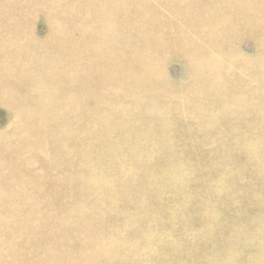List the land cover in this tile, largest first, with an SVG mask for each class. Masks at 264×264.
<instances>
[{
    "label": "rangeland",
    "instance_id": "rangeland-1",
    "mask_svg": "<svg viewBox=\"0 0 264 264\" xmlns=\"http://www.w3.org/2000/svg\"><path fill=\"white\" fill-rule=\"evenodd\" d=\"M140 1L141 0H135L136 11L138 7L140 6ZM240 1L243 7H247V5H249L251 8H254L259 3H262L264 5V0H240ZM16 2H18V5L20 4L18 7H16V9H18L20 12L25 13V16L27 18V28L29 30H32L35 35L39 37L44 36L47 32V29L50 27V25L54 26L53 22L49 21V19L46 17L43 11L36 10V8L34 7L33 0H0V11H3L6 16L12 14L13 10L15 9L14 4ZM143 2H145V0H142V3ZM132 6L133 5L131 4L130 7ZM173 8L179 12L183 11V8L179 4H176L175 6H173ZM203 15L205 16V18H209L210 12H205L203 13ZM73 17L74 16L71 12H68L66 14L60 13L58 19L62 21L64 25L69 26L72 23L71 19ZM11 18H13V16H11ZM207 29L208 28H206L204 32H206ZM228 31H230L229 39L231 40L224 42L223 45L215 46V47H202L201 50H191L189 53L190 57L187 58L186 62H182L178 59L170 60L167 62V64L165 65V69H164L166 76H162L159 78H162L165 82L171 84V90L176 95L175 100L173 101L170 100V94L165 86H161L157 88V80H156L157 78H151L150 74L145 75L147 73L145 70L141 71L140 73L142 74L140 75L136 73H132L131 71H134V70H130L127 66H125L126 64L123 63L124 60L126 62H130V61H127L128 54H126L129 52L124 50L122 55L119 57L121 61L118 62V65L122 69V71H125L126 77L131 80V83H130L131 89H128L126 87L119 88L118 83H115L113 87L114 91H112L111 85L109 86L108 90L110 91H108V94L110 93V95H108L107 98L105 97L101 98L103 97L102 96L103 94L100 96V93L96 94L93 97L91 96V93L89 90L90 97H87V99L91 98L96 103V106H93V103H89V107H88L90 111L89 112L90 118L91 119L93 118V119L92 120L89 119V115L85 113H82L83 114L82 117H84V119L86 116L88 117L89 120L87 119L88 120L87 126L89 127V131L93 130L94 132H92L90 136L88 135L87 137L88 140L85 138L86 139L85 142L88 141L87 145L83 140H81V142L79 143L78 153L73 148L72 149L70 148L71 154H69L70 156L68 155L70 158L68 156L63 157L62 155L59 154V150L61 149V147L63 148L64 146L62 145L63 144L62 142L68 141L67 138H65L66 141L62 140L63 138L61 139V141H59L58 146L61 145L59 147L60 149L57 147L56 149H53L50 151L49 149L45 147L48 141L46 137L44 136V134L40 132H38L37 134V131L34 130L36 127L42 129L43 126L45 125L47 128L46 131L48 129H49L48 131H51L53 128H55L60 123L61 119H65L67 117V112H65L63 116H58V114H54L52 116L43 117L44 114H51L47 110V107H48L47 104L57 100L58 95H57V91H55L59 84V82L57 81V78H54L53 76H45L43 73L38 74L36 73V71L28 73L29 75L25 76V72L29 70L27 71L20 70L21 67L24 68L26 65L27 67H30V68L42 69L43 72H45L43 62H39V61H33L32 63H29L30 61H22L15 65L10 66L7 71L0 70V79H2L3 81H6L5 82L6 85H3L0 87V89L2 87H6V89L3 90V92H6L5 97H8L9 99H12L13 97L16 100H20L23 98H26V100L27 99L32 100L30 103L25 102L23 104L17 105L16 107H5V105L3 106L0 103V150L2 152H7L8 150H14L15 148L21 149L24 146H27L29 147V149H24V151H22L21 154L20 153L18 154L19 156L15 154L14 159L16 158L15 156L22 158L23 156L28 157V155H30L29 157H31V164L36 163V167L33 172L36 177H29L27 176L26 173L23 172V173H20L16 179L13 178V181H10V182L9 180H11V178L7 177L6 180L8 179V183L6 185L0 184V193H1L0 194L1 196L0 197L1 199L0 218L2 216V218L4 219L3 221H1L0 219V227H2L0 228V260L9 261L10 259V261L12 260V261H15L16 263L29 264L28 262L30 258L32 257L31 254L33 253L46 252L45 251L46 248L47 250L49 249L47 252H52V250L55 251V249H57L59 243L62 244V247L63 246L67 247L71 245V242L73 243L74 239H75V243H77L78 240L85 238L86 237V234H84L85 232L79 228L77 229L72 228V226H74L75 224L74 220L72 219H71L72 221L69 220L70 219L69 216L67 218L68 212L66 211H69L67 209H70L71 211V208L75 207L76 209L81 208V211L83 213L85 212L86 215L89 213L88 214L89 216L91 215L92 210L95 211V213L92 211L93 216L91 215L90 218L93 219L95 215L96 219L94 218V220L98 221L99 216L100 218L102 217L101 220L99 218L100 227L104 225L105 227H109V225L111 227L112 225L115 224L117 220L119 226H121L122 228L121 227H120L121 229L118 228L116 230L117 232L112 230L109 237H114L117 234L119 235V233L120 235H122V234H125V232L126 234H129V236L131 235L130 233H132V236H133V233H135L136 230L138 231L143 230L141 231V235H139L141 236V238L138 236L140 232L138 234L136 232L133 237L131 236L132 238H124L125 241L132 242L140 246L139 247L141 248L140 256L142 257L140 264H181V263L182 264H196V262L197 264H218V263L219 264H264V225H263L264 224V189L262 188L264 186V185L262 186L264 178L260 177V175L262 176L264 175V161H263L264 155L262 158V154H261V153L264 154V150H262L264 149L263 147L264 145H262L264 142V125H263L264 119H262L264 118V115H260V116L257 115V113L260 114V112H262L261 114H264V109L262 108V106L264 107V102H263L264 101L263 100L264 82L262 83L261 79H259L260 78L259 76L258 77L252 76L250 72L248 71L241 73L239 76L233 73V72H236V70H238V66H239L237 58H236V56L238 57L237 52H240V58L247 57L253 60L264 58V35L255 29H251V30L241 29L238 32H234L231 30H228ZM86 32L88 33V30H86ZM72 35H74L73 32H72ZM120 36H125V33H120ZM137 38H140V37H137ZM74 41H75V38H74ZM193 42L195 44L197 43V45L204 44L202 40L198 41L194 38H193ZM128 47L129 46H127L126 48ZM37 49H40V48H37ZM212 51H217V52L223 51V53L226 55V56L225 55L221 56L223 60L219 61V65L220 66H230L231 73L229 74L230 78H228L226 81L223 82V86L226 87L227 90H233L231 92L237 91L236 93H238L239 97L243 98L242 99L243 102L242 101L235 102L233 96L228 98L226 96H222V94L218 95L215 93L212 95H209L208 97H198L197 96L198 94L205 95V93H202L205 91V89H202V88L203 86H205L206 79H205V75L195 68L196 61L194 62V60H199V58H202L201 57L202 54L210 53ZM15 60L21 61L18 59H15ZM12 73H17V74L20 73L17 76V80L15 82H13L11 79ZM83 73L86 74L87 73L86 70ZM136 76L140 80L136 78ZM143 76L145 78H143ZM235 78H238L237 82L235 81ZM47 80H49L50 83ZM135 81L140 82V83L135 84L136 83ZM13 83L17 84V86L15 87H17L18 91L13 92ZM23 84L24 85L28 84L26 87V90H22ZM140 84H142L141 87H140ZM247 85H249V87ZM46 86H50L49 92H48L49 94L45 92V90L47 89ZM123 89L126 90L125 92H129V90H132L131 92H129L131 96L129 97L127 93H124L125 96L122 95L123 93L121 94V92ZM145 91H147L146 94L143 93ZM52 92H53V95H52ZM117 92L119 93L118 94L119 98L123 100V102L119 98H117L118 96H115L117 95L116 94ZM133 92L135 94L137 92V95L136 96L134 94L132 95L131 93ZM138 93L141 95V98ZM163 93L164 95L162 97ZM45 94L47 95L45 96ZM253 94L256 97L253 96ZM258 95L259 96L263 95V96L259 97ZM145 96H147V98L144 99L143 97ZM148 96L152 98L149 99ZM157 96H159L160 99L159 97L157 98ZM111 98H112L111 100L112 102L110 101ZM129 98L130 99L132 98L133 103H134L133 99H135V104H133L132 101H128V103L126 102L127 104L125 103L126 105L124 104V106H122V104L125 101H127ZM253 98L254 100H252ZM95 99H97L98 101ZM101 99L103 100L105 99L106 101L104 100L105 101L104 102ZM113 99L114 100L118 99L120 100V102L117 101L113 103L114 101ZM245 99L247 101L249 100L248 103L246 102ZM99 100L103 103L102 105L107 108L103 107L101 103H99L100 102ZM145 100H147L149 104ZM155 100H157V102ZM136 101H137V104L140 103L141 105L137 106ZM150 101L154 104V106L152 103H150ZM244 101H245V105H244ZM44 102L46 105H44ZM129 102H131L133 106H131L132 104ZM141 102H143L144 104ZM166 102L167 103L169 102V103L167 104ZM185 102H188V103L184 107L182 106V104ZM145 103L147 104L145 105ZM173 103H174L173 107L175 108H173L171 105ZM97 104H99V106ZM159 104L163 108L161 109L162 111H160L159 109L161 107H158ZM233 104H235V106ZM250 104L252 105L255 104V105L253 107ZM163 105H166V106L164 107ZM258 105L259 107L261 106L260 110H258L259 109ZM97 106L99 107V109ZM110 106H111V109H110ZM236 106H237V109H236ZM178 107H182L185 110L189 111L188 116H186V118L185 116H183V113L180 111L184 109H181ZM243 107H246V108H243ZM172 108L174 109V111L171 110ZM109 109L111 113L108 114L106 110H109ZM140 110L143 116L140 114ZM167 110L168 112L166 115L165 112ZM244 110L246 112H244ZM232 111L233 112L238 111V113L234 112L232 115L231 114ZM96 112H98L97 116H96ZM137 112L139 115L136 114ZM162 112L164 113V115L163 114L156 115ZM91 114L93 117L91 116ZM120 114L121 115L123 114V115L121 116ZM169 114H171V116H168ZM235 114L237 115L239 114L240 116L238 117ZM244 114H246L247 116H245ZM101 115L102 117L104 115V118H102ZM150 115L151 116L156 115L157 117L154 116V119L149 118ZM178 115H180L181 119L180 117H178ZM111 116H113L114 118L118 116L117 117L118 120L116 118L115 119L118 122L120 119L121 120L120 123L121 122L122 123L119 124L112 117L113 121L116 122V125H115V122L112 123L113 121L112 119H110ZM141 116H142V120H141ZM164 116L165 118H163L162 120L161 117H164ZM121 117L124 118L126 121L125 120L122 121ZM171 118H173L172 123L170 121L165 120V119H171ZM216 118L218 120L214 121L216 120ZM129 119H131V121ZM133 119H135L136 121ZM259 119H260V122H262V124L259 122ZM174 121H176V123H173ZM249 122H250V125H249ZM110 123L112 124L110 125ZM205 123L211 129L210 128L202 129ZM131 124H133L132 125L133 128H131ZM256 124L259 126H257ZM102 125H104V127ZM245 126L247 128H245ZM125 127L126 128L129 127V128L126 129ZM259 127H261L262 129ZM102 128H105V129H102ZM191 128L193 130H191ZM116 129L118 130L116 131ZM141 129L145 131V135L133 138L132 145H127V146L119 145V147L116 148V145L118 144L111 143L109 141V144H111L109 145L107 142V138H108L107 136L113 135V137H120V136L124 137L125 134H129L130 136H133L137 134L138 130H141ZM259 129L261 130L262 133L260 132ZM102 130H103V134H102ZM120 130L122 131L119 132ZM156 130H157V133H164L166 135L163 139L159 140V142H155V139H154V134ZM205 131H208V132L206 133ZM252 131L254 132L252 133ZM245 133L247 136H245ZM248 136L251 138H249ZM93 137L95 140L93 139ZM102 137H105V139ZM243 139H244V142L247 141V143H244ZM251 139H254V141H257L258 143L254 144V141L252 143ZM97 140L98 142L95 143V141ZM82 141L85 143V145L83 144ZM99 141L100 143L103 144V146H100L102 144H100ZM217 143H220V144H217ZM251 143L253 144V146L256 145L260 147L259 153H256V150H255L257 149L258 151V147L256 148L255 146L254 147L251 146L252 145ZM41 144H43V147L39 148ZM216 144L218 148L216 147ZM94 145L96 146L98 145V146L96 147ZM211 146H212V150H215L214 151L215 155H218L221 153L220 155L217 156L218 158L214 155L213 151H211L210 149ZM219 146L221 149H219ZM35 148H36L35 151L29 152V151L34 150ZM81 148H85V149H81ZM96 148L100 149L101 151L99 150L100 152L98 153ZM115 149L117 152H114ZM84 150L86 151V153L84 152ZM203 150H204V154L202 152ZM206 150L207 151L210 150L213 156L210 155L211 153L209 154L210 151L207 152ZM74 151H75V154H74ZM89 151L91 152V154ZM102 151L105 153H103ZM216 151H218V153ZM72 152L74 155H76L77 153V156L72 155ZM225 152H227V154ZM81 153H83V156L84 155L87 156V165H84V164L82 165L81 163V166H80L78 164L82 162L81 161L82 157L80 158ZM100 154H103V155L106 154L111 157L109 156L100 157V156H103ZM97 155H98V158L100 157L101 159L96 158ZM90 156H92L93 159L90 158ZM33 157H36L38 159L40 158L44 161H40L38 159L35 161ZM71 157H73L75 160L72 159ZM78 158H80V160ZM248 158H249V162L247 163ZM254 158L255 159L259 158V160L258 159L255 160ZM88 159L89 160L92 159V162L91 160L88 161ZM105 159H107L108 161H106ZM94 162H95V165H94ZM8 165L12 167L13 163L11 160L8 162ZM25 165L23 163L21 167H25ZM70 165L72 166V170H71V167H69ZM76 165L78 167H76ZM88 165L90 166V168H87ZM92 165L94 166L92 167ZM219 165L220 167L219 169H217ZM84 166H85V169H84ZM96 167H98L99 169L97 170ZM67 168H70V169L67 170ZM80 168L84 170V172L85 171L86 172L82 173V170H80ZM88 169L89 171H87ZM21 170L23 169H19L18 171H21ZM61 170H64V172ZM219 170H222V171H219ZM77 172L78 173L80 172V174L82 173L84 175L80 176ZM211 174H214V175H211ZM249 175L252 178H250ZM40 176H41V180H40ZM69 176L70 177L73 176L72 178L74 179H76L78 176V178H81L84 181H86V178H89L90 176H92L93 178L90 177L88 179V183L92 179L96 180L95 181L96 185H99L101 181H106L110 186L118 185L117 188L120 187L119 188L120 190L123 187L122 193H124V190L125 192L127 190L128 194L124 193V198H122L123 196L119 194L120 197L111 199V201L114 204L113 203L109 204L110 207L106 206V211L104 210L105 209L104 205H102L101 207H96L94 205L93 207L94 209L90 211L87 210L86 212V208L83 205L85 201L88 200V198L90 197L87 193H85L86 186L81 183L80 185L79 183L75 185L73 184L70 185V183L68 182L70 180L68 179L70 178ZM259 178H262V179H259ZM59 180L61 183L57 182ZM137 180H138V183H137ZM32 181H37L38 188L36 190H30V192H28L29 191L28 183ZM246 183H248L247 184L248 186L247 185L245 186ZM19 184H22L20 185L21 187L19 186ZM68 184L71 187L68 186ZM255 184L256 186L258 185L259 186L254 187L253 185ZM19 187H20V190H22V192L20 190L18 191ZM23 187L26 190H23ZM81 187H83L84 189H82ZM251 187L253 188V191L250 190ZM79 188L82 190H79ZM261 188L262 190H260ZM255 189L257 190V192ZM14 190L16 192L18 191L17 193H19V194H16L15 196L16 198L13 197L15 195L14 193H16ZM74 190H77L79 193L81 191V193L83 192L87 196L86 195L84 196L83 193H82L83 196L77 193L78 198L76 196V199H74L75 201L77 200L76 201L77 204L72 203L73 198L72 197L70 198V196L73 194ZM24 191L25 193L28 192L26 193V195L28 194L27 196L25 195V193L23 194ZM36 191H38L39 193ZM259 192H261L262 194L260 193L261 195H258ZM35 194H36V197H35ZM125 194H126V198H125ZM130 194H131V197H130ZM8 195L12 197L11 200L8 199ZM18 195L19 197L22 195L21 196L22 198L21 197L19 198ZM30 196H32V199L30 198ZM80 196L85 198V200L83 198L82 200ZM24 197L25 199L26 197L31 199L30 200L31 202H29V199H28L29 204L26 203L27 200H25ZM117 198H120V199H117ZM127 198L128 199L130 198V202H129L130 204L126 203L129 201ZM114 199H116L117 202H115L116 200L114 201ZM32 200H34V203ZM78 200L80 201V203H78L79 202ZM70 201H71V204H70ZM119 201L122 205L117 206L118 204H120ZM9 203L12 206L7 207L6 205H9ZM22 203H25V204H22ZM32 203L35 204V207ZM36 203L37 204L40 203V205L38 204V206L36 207ZM17 204L18 206H16ZM72 204L75 206H73ZM21 205H23V207ZM31 206L34 208H31ZM78 206L79 207L81 206V207L79 208ZM112 206L114 208H112ZM5 207H7L8 209ZM12 207L14 208V211L16 210L14 213H13ZM15 207H17L19 214L22 218L18 216L19 214L16 215L18 211ZM115 207L117 210L115 209ZM119 207H122L123 210ZM43 208H45L46 210ZM100 208H102L103 216L100 214V212L102 211L99 212L98 210ZM107 209L110 212H108ZM119 209H121L122 212H120ZM31 211H33V213H31ZM115 211L117 212L119 211V212L117 213ZM30 213L33 215H31ZM29 214H30V217H29ZM96 214H99V215L97 216ZM82 215L80 216V213L79 215L75 214V216L77 217L85 216V215L83 216ZM109 215L111 217H109ZM9 216H11L12 218ZM15 216L17 217V219ZM122 216L125 218L120 219V217ZM18 217L20 219H18ZM5 218L7 220L9 218L8 221L10 222L8 223V221ZM21 219H25V220H21ZM66 219H68L69 221ZM18 220H21V221L18 222ZM58 220L60 222L62 221L63 222L60 224ZM65 220L68 222H64ZM214 221L216 223L215 226L213 225ZM220 221L223 223V225L225 224L224 227L222 226ZM70 222L71 224H69ZM164 222L166 223L167 227ZM2 223L4 226L2 225ZM158 223H160L161 226L165 225L164 227L165 229L163 228V226L161 227ZM59 224L62 227L59 226ZM5 226H7V228ZM156 226H158L160 230ZM123 227L125 230L123 229ZM129 227L131 228V230ZM152 227H153V230H152ZM4 228H6V231H4L5 230ZM26 228L28 229L27 231H26ZM82 231L84 233H82ZM144 231L147 232V234H145ZM155 231H158V232H155ZM161 231H162V234H161ZM46 232L48 234H46ZM50 233H52L51 234L52 236L50 235ZM157 234L158 235L160 234V236H157ZM142 235H144L145 238ZM153 235L154 236L156 235L155 238ZM135 236H138V238H140L142 241L140 239L138 240L137 237L135 238ZM162 237H164V239ZM60 238L63 242L60 240ZM8 239H11L10 244H9ZM46 239L48 240V242H46L47 241ZM3 242L4 243L7 242L5 243L6 245ZM54 242L56 243L54 244ZM23 243H25V246ZM13 244L14 245L16 244V245L14 246ZM47 245H52L53 248ZM39 246H42L41 248H43L42 249L43 252H41L42 250H40ZM9 249H12V250H9ZM217 249H218L217 251L218 254L216 253ZM175 253L176 254L178 253V254L175 255ZM2 256H3V259H2ZM174 257L177 259H175ZM180 259L183 261H181ZM22 260L24 261V263L22 262ZM199 261H202L203 263L202 262L199 263Z\"/></svg>",
    "mask_w": 264,
    "mask_h": 264
},
{
    "label": "bare ground",
    "instance_id": "bare-ground-1",
    "mask_svg": "<svg viewBox=\"0 0 264 264\" xmlns=\"http://www.w3.org/2000/svg\"><path fill=\"white\" fill-rule=\"evenodd\" d=\"M33 2H34V7L36 8V10L43 11L45 13L46 17L49 19V21L53 22L54 26L50 25V27L47 29L46 34L44 36H40L39 37V36L35 35L32 30H29L27 28V18L25 16V13L20 12L18 9H16V7H18L20 5V4L18 5V2H16L14 4V8L15 9L13 10L12 14L6 16L3 11H0V70L7 71L10 66L15 65V64H17L19 62H22V61H30L29 63H32L33 61H39V62H43L44 71L45 72H43L42 69L30 68V67H27L26 65H25L24 68L21 67L20 70H23V71L29 70V71L25 72V76L29 75L28 73L36 71V73H38V74H42L43 73L45 76H53L54 78H57V81L59 82V84H58V86H57V88L55 90V91H57V95H58L57 100L47 104L48 105L47 110L51 114H44L43 117L52 116L54 114H58V116H63L65 112H67V117L65 119H61L60 123L55 128H53L51 131H48L49 129L46 131L47 128H46L45 125L43 126L42 129L36 127L34 130L37 131V134H38V132L44 134V136L46 137V139L48 141L47 145L45 147L47 149H49L50 151L53 150V149H56L57 147L59 148L61 146V145L58 146L59 145V141H61L62 138H63L62 140L66 141L65 138H67L68 141H66V142L63 141L62 142L63 143L62 145H64L63 148L62 147H61V149L59 148L60 149L59 150V154L62 155L63 157H66L69 154H71L70 148L71 149L73 148L78 153V151H79L78 150L79 143L81 142V140H83L85 142V140L87 139L88 135L90 136V134L92 132H94L93 130L89 131V127L87 126V121L89 119H91L90 115H89L90 111H89V108H88L89 107V103H93V106H96V103L94 102L93 99H91V98L87 99V97H90L89 90H90L91 96H93V97L96 94L100 93V96L103 94L102 95L103 97H101V98H104V97L107 98V96L110 95V93L108 94V91H110V90H108L109 86L111 85L112 91H114L113 87H114L115 83H118L119 88H125L126 87L128 89H131V86H130L131 80L126 77L125 71H122V69L118 65V62L121 61L119 59V57L122 55L124 50L129 52V53H126V54H128L127 55V61H130V62H126L124 60L123 63L126 64L125 66H127L130 70H134V71H131L132 73H136V74L140 75V74H142L140 72L145 70L147 72L145 75L150 74L151 78H157L156 79L157 80V88H159L161 86H165L166 89L168 90L169 94H170V100L173 101V100H175L176 95L171 90V84L165 82L162 78H159V77H162V76H166V73L164 72V69H165V65L167 64L168 61L174 60V59H178V60H180L182 62H186L187 58L190 57L189 53H190L191 50H201L202 47H215V46L223 45L224 42L231 40V39H229L230 38V36H229V32L230 31H228V30H231V31H234V32H238L241 29H247V30L255 29V30H257L258 32H261L264 35V5L262 3H259L256 7L251 8L249 5H247V7H243L240 0H145V2H143V3H142V0H141L140 1V6L138 7V9L136 11L135 0H33ZM131 4L133 5L132 7H130ZM176 4H179L183 8L182 12H179V11H177V10H175L173 8V6H175ZM189 11H190V13H189ZM68 12H71L74 17L71 19L72 23L69 26H66V25H64V23L62 21H60L58 19V17L60 15V13L66 14ZM205 12H210V17L209 18H205V16L203 15V13H205ZM11 16H13V18H11ZM206 28H208V29H207L206 32H204V30ZM86 30H88V33L86 32ZM25 32H27V33H25ZM72 32H73L74 35H72ZM120 33H125V36H120ZM137 37H140V38H137ZM74 38H75V41H74ZM193 38L198 40V41L202 40L204 42V44H202L203 46L202 45H197V43L195 44L193 42ZM127 46H129V47L126 48ZM37 48H40V49H37ZM222 55H225L223 53V51H218V52L217 51H212L210 53L202 54V56H201L202 58H199V60H194V62L196 61L195 68L198 71H200L201 73H203L205 75V79H206L205 86H203V88H202V89H205V91L202 92V93H205V95H199L198 94L197 96L198 97H208L209 95H212V94L215 93V94H218V95L222 94V96H226L228 98L233 96L235 102L236 101H240L241 102L243 98L239 97L238 93H236L237 91L236 92H231L233 90H227L226 87L223 86V82L226 81L228 78H230L229 74L231 73V68H230V66H220L219 65V61L223 60V58L221 57ZM237 55H238V57L236 56V58H237L239 66H238V70H236V72H233V73L235 75L237 74L239 76L241 73H243L245 71H248V72H250V74L252 76H255V77L259 76L260 77L259 79H261V81L263 83L264 82V58L256 59V60H253V59H250V58H247V57L240 58V52H237ZM15 59H18V60H21V61H17ZM29 63H27V64H29ZM24 64H26V63H24ZM83 70L84 71L86 70L87 73L84 74ZM19 74L20 73H18V74L17 73H12V75H11L12 78L11 79H12L13 82H15L17 80V76ZM144 76H143V78H145ZM136 78H138V77L136 76ZM237 80H238V78H235L236 82H237ZM47 81L49 82V80H47ZM5 82L6 81H3L2 79H0V87L3 86V85H6ZM138 83H140V82H136L135 84H138ZM232 83H234V82H232ZM254 84H256V83H254ZM27 85L28 84H25V85L23 84L22 90H26ZM141 85L142 84H140V87H141ZM249 85H247V86L249 87ZM15 86H17V84L13 83V92L14 91H18L17 87H15ZM46 88L47 89L45 90V92L47 94H49L48 92H49L50 86H46ZM5 89H6V87H2L0 89V96H1L0 97V103L3 106L5 105V107H16L19 104H23L25 102L30 103L32 101L31 99L30 100L29 99L26 100V98H23V99H20V100H16L15 98L12 97V99H9L8 97H5L6 92H3V90H5ZM136 89H138V88H136ZM147 89H149V88H147ZM251 89H252V87H251ZM123 90L121 92V94L123 93L122 95H124V93H127L129 95V97L131 96L129 92H131L132 90H129V92H125L126 90H124V91ZM137 92H136V94L134 92L131 93V94L132 95L134 94L136 96ZM146 92L147 91H145L143 93L146 94ZM143 93H141V94H143ZM149 93H147V94H149ZM47 94H45V96ZM116 94L117 95H115V96H118L117 98H119V95H118L119 93L117 92ZM127 94H126V96H127ZM160 94H161V92H160ZM250 94H252V93H250ZM52 95H53V92H52ZM163 95H164V93L162 94V97H163ZM139 96L141 98L140 94H139ZM253 96H255V95L253 94ZM260 96L262 97L263 95H260ZM158 97L159 96H157V98ZM126 98H128V97H126ZM126 98H125V100H126ZM143 98L145 99V98H147V96H145ZM148 98L151 99L152 97L150 98L148 96ZM129 99L127 101H125L122 104V106H124V104L126 102L128 103V101H132V98L130 100ZM159 99H160V97H159ZM95 100H97V99H95ZM101 100H103V99H101ZM111 100H112V98L110 99V101ZM120 100H118V99L114 100L113 103H115L117 101L120 102ZM133 100H134V103H133V101H132V103L135 104V99H133ZM252 100H254V98ZM263 100H264V98H263ZM121 101L123 102V100H121ZM137 101H136V105L137 106L141 105L140 103L137 104ZM145 101H147V100H145ZM155 101L157 102V100H155ZM248 101L246 100L247 103H248ZM45 102H44V105H46ZM107 102H108V100H107ZM143 102H141V103H143ZM255 102H257V101H255ZM99 103H101V105L103 104L101 101ZM110 103H108V104H110ZM129 103H131V102H129ZM150 103H152V102L150 101ZM166 103H164V104H166ZM187 103L188 102L183 103L182 106L185 107L187 105ZM258 103H259V101H258ZM133 104L131 106H133ZM146 104L147 103H145V105ZM148 104H149V102H148ZM240 104H242V103H240ZM97 105L99 106V104H97ZM105 105H106V103H105ZM171 105L173 107L174 103L171 104ZM233 105L235 106V104H233ZM244 105H245V101H244ZM250 105H252V104H250ZM254 105H252V106L254 107ZM153 106H154V104H153ZM163 106L165 107L166 105H163ZM103 107H105V106H103ZM158 107H161L159 109H160V111H162L161 109H163V108H162V106L160 104H159ZM258 107H259V105H258ZM260 107H259L258 110L261 109ZM105 108H107V107H105ZM173 108H175V107H173ZM173 108L171 109L172 111H174ZM178 108L184 109L182 107H178ZM243 108H246V107H243ZM262 108L264 109L263 106H262ZM98 109H99V107H98ZM110 109H111V106H110ZM110 109L106 110V112H108V114L111 113ZM236 109H237V106H236ZM97 111H99V110H97ZM114 111H115V109H114ZM180 111L183 113V116H185V118H186V116H188V112L189 111H187L185 109L184 110H180ZM116 112H118V111H116ZM163 112H165V111H163ZM163 112L160 113V114H156V115H161V114L164 115ZM167 112H168V110L165 112L166 115H167ZM234 112L232 111L231 114L233 115ZM244 112H246V111L244 110ZM82 113L88 114L89 115V119H88V117L86 115L85 116L87 118L85 117V119H84V117H82V115H83ZM97 113L98 112H96V116H97ZM151 113H153V112H151ZM235 113H238V111L235 112ZM261 113L262 112H260V114L257 113V115L258 116L264 115V114H261ZM123 114H125V113H123ZM136 114H138V112ZM140 114H141V110H140ZM240 114H241V112H240ZM115 115H116V113H115ZM156 115H152V116L150 115L149 118H153L154 119V116L157 117ZM180 115H178V117H180ZM235 115L238 116V117L240 116L239 114L238 115L235 114ZM244 115L247 116L246 114H244ZM91 116H92V114H91ZM142 116H141V120H142ZM165 116L161 117L162 120H163V118H165ZM168 116H171V114H169ZM245 116H243V117H245ZM95 117H94V119H95ZM101 117H102V115H101ZM112 117L113 116H111L110 119H112ZM117 117H115V118L118 120ZM176 117H177V115H176ZM102 118H104V115H103ZM115 118H114V120H116ZM254 118H255V116H254ZM121 119H122V121L125 120L122 117H121ZM139 119H140V117H139ZM172 119L173 118L165 119V120L170 121L172 123V121H173ZM180 119H181V117H180ZM262 119H264V118H262ZM129 120L131 121V119H129ZM133 120H135V119H133ZM217 120L218 119L216 118V120H214V121H217ZM112 121H113V119H112ZM120 121L121 120L119 119V122L118 121L117 122L119 124H121L122 122L120 123ZM128 121H127V123H128ZM114 122L115 121H113L112 123H114ZM253 122H254V120H253ZM259 122H260V119H259ZM112 123H110V125ZM173 123H176V121H174ZM260 123L262 124V122H260ZM136 124H134V125H136ZM100 125H101V123H100ZM105 125H107V124H105ZM115 125H116V122H115ZM132 125L133 124H131V128H133ZM235 125H237V124H235ZM249 125H250V122H249ZM263 125H264V122H263ZM102 126L104 127V125H102ZM242 126H244V125H242ZM257 126H259V125H257ZM123 127H124V125H123ZM105 128H102V129H105ZM127 128H129V127H127ZM204 128L208 129L210 127H208V125L205 123V125L202 127V129H204ZM245 128H247V127L245 126ZM259 128H261V127H259ZM114 130H115V128H114ZM117 130L118 129H116V131ZM191 130H193V129L191 128ZM109 131H110V129H109ZM121 131L122 130H120L119 132H121ZM104 132H105V130H104ZM162 132H164V131H162ZM205 132L207 133L208 131H205ZM253 132L254 131H252V133ZM260 132H261V130H260ZM102 134H103V130H102ZM236 134H237V132H236ZM143 135H145V131L141 129V130H138L137 134H135L133 136H130L129 134H125L124 137H122V136L113 137V135H112V136H107L108 138L107 137L106 138H107L108 144H109V141L111 143H116V144H118V145H116V148H118L119 145L120 146H122V145H126V146L127 145H132L133 144V142H132L133 138L140 137V136H143ZM96 136H97V134H96ZM165 136L166 135L164 133H157V130H156V132L154 134L155 142H159V140L163 139ZM245 136H247L246 133H245ZM102 138L105 139V137H102ZM229 138H231V137H229ZM249 138H251V137H249ZM249 138H248V140H249ZM93 139H94V137H93ZM100 139H101V137H100ZM241 139H242V137H241ZM251 140H252V143H253L254 139H251ZM84 142H83L84 145H85V143H86V145L88 144L87 143L88 141L85 142V143ZM96 142H98V140L95 141V143ZM105 142H106V140H105ZM243 142H244V139H243ZM99 143H100V141H99ZM244 143H247V141L244 142ZM256 143H258V142L254 141V144H256ZM43 144H41L39 146V148H42ZM100 144H102V143H100ZM217 144H220V143H217ZM217 144H216V147L218 148ZM248 144H250V143H248ZM109 145H111V144H109ZM257 145H259V144H257ZM262 145H264V142H263ZM94 146H96V145H94ZM100 146H103V144L100 145ZM100 146H99V148H100ZM251 146H253V144ZM254 146L256 148L258 147L256 145H254ZM261 148H262V146H261ZM24 149H29V147L24 146L21 149L20 148H15L14 150H8L7 152H2L0 150V184L1 185H6L8 183V179L6 180L7 177L11 178V180H9V182H10V181H13V178L16 179L17 176L20 173H23V172L26 173L27 176H29V177H36L34 175V173H33L34 170H35V167H36V163H32L31 164V157H29L30 155H28V157L27 156H23L22 158L18 157L19 156L18 154L19 153L21 154V152L24 151ZM81 149H85V148H81ZM87 149H88V147H87ZM210 149H211V151H213V153L215 155V152H214L215 150H212V146H211ZM219 149H221L220 146H219ZM35 150H36V148L34 150H32V151H29V152H33ZM96 150L98 151V153L101 151L100 149H97V148H96ZM227 150H229V149H227ZM255 150H256V153H259L260 147H258V151H257V149H255ZM262 150H264V149H262ZM69 151H70V153H69ZM75 151H74V154H75ZM208 151H210V150H208ZM211 151L209 152V154L211 153ZM84 152L86 153L85 150H84ZM114 152H117L116 149L114 150ZM202 152L204 154V150ZM216 152L218 153V151H216ZM77 153H76V155H74L73 152H72V155L77 156ZM103 153H105V152H103ZM225 153L227 154V152H225ZM15 154L18 155V156H15L16 158L14 159V155ZM81 154H82V156H81ZM81 154H80V158L82 157V159H81L82 162H80L78 164L80 166H81V163H82V165L83 164L87 165V156L86 155L83 156V153H81ZM90 154H91V152H90ZM205 154H206V152H205ZM220 154H218V155H220ZM261 154H262V158H263L264 154L263 153H261ZM100 155H103V154H100ZM109 155H110V153H109ZM109 155L105 154V155L100 156V157H104V156L108 157ZM184 155H185V153H184ZM210 155H212V153ZM218 155H215V156L217 157ZM92 156H90V158H92ZM109 157H111V156H109ZM71 158L74 159L73 157H71ZM80 158H78V159L80 160ZM96 158H98V155L96 156ZM33 159L36 161L38 158L33 157ZM92 159H90L91 162H92ZM107 159H105V160L108 161ZM256 159L259 160V158H256ZM10 160L13 163L12 167H10L8 165V162ZM38 160L44 161V160H42L40 158ZM90 160L88 159V161H90ZM218 160H220V159H218ZM100 161H102V160H100ZM104 161H103V163H104ZM67 162H69V161H67ZM76 162H77V160H76ZM218 162H220V161H218ZM248 162H249V158H248L247 163ZM23 163H24V165L26 164L25 167H21V165ZM65 165H67V164H65ZM94 165H95V162H94ZM94 165H92V167ZM65 167H67V166H65ZM69 167H71V170H72V166L70 165ZM76 167H78V166L76 165ZM219 167H220V165L218 166L217 169H219ZM87 168H90V166L88 165ZM96 168H97V170L99 169L98 167H96ZM19 169H23V170L18 171ZM68 169H70V168H67V170ZM84 169H85V166H84ZM11 170H12V172H11ZM76 170H77V168H76ZM80 170H82V169L80 168ZM222 170H219V171H222ZM61 171L64 172V170H61ZM87 171H89V169ZM85 172H84V170H82V173H85ZM78 174L80 176L84 175V174L81 175L80 172ZM12 175H14V176H12ZM211 175H214V174H211ZM92 176H90V177H92ZM21 177H22V175H21ZM72 177L68 178V179H70L68 181L70 183V185L71 184L75 185L77 183H79V185H80V183H81V184H84L86 186L85 193H87L90 196L88 198V200H86L84 205H83L86 208V212H87V210L90 211V210L94 209L93 208L94 205L96 207H101L102 205H104V207H105L104 210L106 211V206H109V204L113 203L111 201V199L116 198V197H120V195L123 196L122 198H124V193L128 194L127 190H126V192L124 190V193H122L123 192V187L120 190L119 189L120 187L117 188L118 185L110 186L106 181H101L99 185H96L95 184V181H96L95 179L90 180L89 183H88V179L90 177L86 178V181H84L81 178H78V176H77L76 179H74ZM249 177H250V175H249ZM260 177L264 178V175L263 176L260 175ZM250 178H252V177H250ZM250 178H248V179H250ZM23 179H25V178H23ZM61 179H62V177H61ZM259 179H262V178H259ZM40 180H41V176H40ZM57 182L59 183L60 180L57 181ZM146 182H147V180H146ZM236 182H237V180H236ZM137 183H138V180H137ZM11 184H12V182H11ZM247 184L248 183H246L245 186ZM20 185H22V184H19V186ZM23 185H24V183H23ZM70 185L68 184V186H70ZM263 185H264V181L262 183V186ZM253 186L255 187L256 184L253 185ZM258 186H256V187H258ZM20 187H19L18 191L20 190ZM24 187H26V186H24ZM24 187H23V190H26ZM28 188H29L28 192H30V190H36L38 188L37 181L29 182L28 183ZM81 188L84 189L83 187H81ZM262 188L264 189V186ZM262 188L260 190H262ZM82 189L79 188V190H82ZM38 190H40V189H38ZM65 190H66V188H65ZM77 190H74L73 194L70 196V198L71 197L73 198L72 203H76V201H77V200L76 201L74 200V199H76L77 193H79ZM250 190L253 191V188L251 187ZM20 191L22 192V190H20ZM247 191H246V193H247ZM17 192L16 193L13 192L15 195L14 196L12 195V196L15 197L16 194H19ZM28 192H26V193H28ZM36 192H38V191H36ZM256 192H257V190H256ZM261 192H263V191H261ZM261 192H259V194L258 193L257 194L261 195L262 194ZM24 193H25V191L23 192V194ZM26 193H25V195H26ZM82 193L80 191L79 194L82 195ZM126 194H125V198H126ZM9 195H8V199L11 200L12 197L9 196ZM85 195L86 194H84V196ZM66 196H68V195H66ZM18 197H19V195H18ZM35 197H36V194H35ZM130 197H131V194H130ZM30 198L32 199V196H30ZM77 198H78V196H77ZM82 198L83 197H81V199ZM249 198H250V196H249ZM24 199H25V197H24ZM28 199L29 198L26 197L25 200H27L26 203L29 204V202H31L30 201L31 199H29V202H28ZM45 199H46V197H45ZM83 199L85 200V198H83ZM86 199H87V197H86ZM117 199H120V198H117ZM70 200H72V199H70ZM115 200L116 199H114V201ZM128 200L129 201L126 202V203L130 202V198ZM32 201L34 203V200H32ZM0 202H1V199H0ZM115 202H117V200ZM78 203H80V201ZM119 203H120V201H119ZM22 204H25V203H22ZM38 204L40 205V203H38ZM38 204L36 203V207L38 206ZM70 204H71V201H70ZM3 205H5V204H3ZM33 205L35 207V204H33ZM51 205H52V203H51ZM119 205H122V204L120 203L117 206H119ZM6 206L9 207V206H12V205H10V203H9V205H6ZM16 206H18V204ZM21 206L23 207V205H21ZM69 206H71V205H69ZM73 206H75V205H73ZM7 207H5V208H7ZM34 207L31 206V208H34ZM15 208L17 209V207H15ZM69 208H71V207H69ZM112 208H114V207L112 206ZM112 208H110V209H112ZM119 208L122 209V207H119ZM43 209H45V208H43ZM100 209H98L99 212L102 211V208H100ZM115 209H116V207H115ZM121 209H119L120 212H122ZM127 209H128V207H127ZM1 210H3V209H1ZM12 210H13V213L16 211V210L14 211V208ZM67 210H69V211H66V212H68L67 213V218L69 216L70 217L69 220L72 219V220H74V223H75L74 226H72V228H74V229L75 228L76 229L77 228L82 229L85 232L84 233L82 231V233L86 234V237L81 239V240H78L77 243H75V239H74L73 243L70 241L71 245L68 244L69 246H67V247H64V246L62 247V244L59 243L57 249H55V251L52 250V252H47L49 250V249L47 250V248L45 250L46 252H43V250H42L43 248H41L42 246H39L40 250H42L41 252H43V253L38 252V253L31 254L32 257L30 258V260L28 262L29 264H128V263H130V264H140L141 259H142V257L140 256L141 255V253H140L141 248H139L140 246L138 244H134L132 242L125 241L124 238H132L136 232H137V234L140 232V234H138V236H139V235H141V231H143V230L138 231V230L135 229L136 232L133 233V236H132V233H130V232L129 233L131 235L129 236V234H126V232L124 231L125 229L123 227V229H124L123 231L125 232V234L120 235V233H119V235L117 234L114 237H109V235H110L112 230L117 232L116 230L121 227V226H119L117 220H116L115 224L112 225L111 227H110V225H109V227H105V225L100 227V224H99L100 223L99 222L100 216L98 218V221L94 220L95 215H94L93 219L90 218L91 215L93 214V212L95 213V211L92 210L93 212L91 211V215L89 216L88 215L89 213L86 215L85 212L83 213L81 211V208L80 209H76L74 207V208H71V211H70V209H67ZM124 210H126V209H124ZM258 210H256V211H258ZM17 211H18V209H17ZM107 211H108V209H107ZM8 212H10V211H8ZM47 212H49V211H47ZM53 212H54V210H53ZM108 212H110V211H108ZM115 212H117V211H115ZM11 213H12V211H11ZM11 213H9V214H11ZM31 213H33V211H31ZM79 213H80V216L82 214L85 215V216H83V215H82L83 217L75 216V214L79 215ZM102 213H103V211L100 212L101 215H102ZM117 213H115V214H117ZM18 214H19V211H18V213L16 215H18ZM30 214H29V217H30ZM31 215H33V214H31ZM96 215L98 216L99 214H96ZM128 215H130V214H128ZM13 216H14V214H13ZM18 216L20 218H22L20 216V214ZM9 217H11V216H9ZM15 217H14V219H15ZM19 217H18V219H20ZM33 217H31V218H33ZM36 217H38V216H36ZM109 217H111V216L109 215ZM101 218H100V220H101ZM121 218L123 219L125 217L122 216V217H120V219ZM254 218H256V217H254ZM0 219H1V221L4 220L2 218V216H1ZM16 219H17V217H16ZM25 219H27V218H25ZM25 219H21V220H25ZM103 219H104V217H103ZM117 219H119V218H117ZM129 219H130V217H129ZM8 220H9V218H8ZM21 220H18V222L21 221ZM66 220H68V219H66ZM66 220L64 222H68L69 221V220L68 221H66ZM40 221H42V220H40ZM215 221H214V224H213L214 226L216 224ZM9 222L10 221H8V223ZM32 222H34V221H32ZM58 222H60V221L58 220ZM62 222H60V224ZM165 222H166V220H165ZM3 223H2V225H3ZM60 224H59V226H61ZM63 224H65V223H63ZM69 224H71V222ZM128 224H129V222H128ZM158 224L161 226L160 223H158ZM221 224L224 227L225 224L223 225L222 222H221ZM6 225H7V223H6ZM131 225H132V223H131ZM165 225H166V223H165ZM165 225H162L163 228L165 227ZM5 227L7 228V226H5ZM153 227H152V230H153ZM156 227L158 228V226H156ZM166 227H167V225H166ZM245 227H246V225H245ZM0 228H2V227H0ZM6 228H4L5 229L4 231H6ZM35 229H36V227H35ZM126 229H128V228H126ZM133 229H132V231H133ZM158 229L160 230V228H158ZM27 230L28 229L26 228V231ZM130 230H131V228H130ZM139 230H140V228H139ZM217 230H219V229H217ZM158 231H155V232H158ZM47 232H48V230H47ZM47 232H46V234H48ZM52 233H50V235ZM144 233L147 234V232H145V231H144ZM149 234H151V233H149ZM161 234H162V231H161ZM138 236H135V238L137 237V239L139 240L141 238V236H139L140 238H138ZM142 236L144 237V235H142ZM155 236H154V238H155ZM157 236H160V234L159 235L157 234ZM70 237H71V235H70ZM173 237H174V235H173ZM162 238L164 239V237H162ZM8 240H9V244H10V242H11L10 240L11 239H8ZM34 240H36V239H34ZM60 240H61V238H60ZM46 242H48V240ZM5 243H7V242H5ZM55 243L56 242H54V244ZM23 244L25 246V243H23ZM54 244H52V245H54ZM52 245H47V246H51L52 247ZM9 250H12V249H9ZM217 251H218V249L216 250V253H217ZM224 251H226V250H224ZM177 254L175 253V255H177ZM142 256H143V254H142ZM179 257H181V256H179ZM211 257H212V255H211ZM170 258H172V257H170ZM241 258H243V257H241ZM253 258H255V257H253ZM2 259H3V256H2ZM175 259H177V258H175ZM181 261H183V260H181ZM22 262L24 263L23 260H22ZM200 262H202V261H199V263ZM0 264H21V263H16L15 261H12V260L10 261V259H9V261L8 260H6V261L0 260ZM196 264H197V262H196Z\"/></svg>",
    "mask_w": 264,
    "mask_h": 264
}]
</instances>
